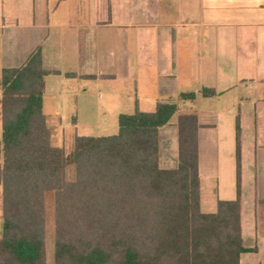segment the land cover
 Segmentation results:
<instances>
[{
  "label": "crops",
  "instance_id": "crops-1",
  "mask_svg": "<svg viewBox=\"0 0 264 264\" xmlns=\"http://www.w3.org/2000/svg\"><path fill=\"white\" fill-rule=\"evenodd\" d=\"M38 47L43 93L60 100V124L77 121L81 107L99 111L94 133L74 138L174 103L177 113L159 131V165L172 169L178 115L195 113L204 213L238 197V123L240 264H264V0H0V77ZM190 92L193 99L180 98ZM221 142L235 161V184L219 198Z\"/></svg>",
  "mask_w": 264,
  "mask_h": 264
},
{
  "label": "trees",
  "instance_id": "trees-1",
  "mask_svg": "<svg viewBox=\"0 0 264 264\" xmlns=\"http://www.w3.org/2000/svg\"><path fill=\"white\" fill-rule=\"evenodd\" d=\"M41 49L0 77V264H46L45 196L55 197L53 264H240V140L237 194L215 213L200 207L198 120L177 118V165H159V131L177 113L121 114L113 136H78L72 149L52 144L42 112ZM211 90L202 94L209 96ZM195 93H181L193 99ZM69 166L74 179L67 180Z\"/></svg>",
  "mask_w": 264,
  "mask_h": 264
},
{
  "label": "rangeland",
  "instance_id": "rangeland-1",
  "mask_svg": "<svg viewBox=\"0 0 264 264\" xmlns=\"http://www.w3.org/2000/svg\"><path fill=\"white\" fill-rule=\"evenodd\" d=\"M49 91V90H48ZM52 92H44L43 100H42V112L45 115L47 125H49L50 131H52V135L54 137L53 146L54 145H65V149L70 151L72 149L74 143V136L78 132L80 135L83 133H94L97 127V119L100 120L99 111L89 110L84 114V108L81 107L79 109L80 116L74 123L69 126H64L60 124V114H61V103L57 97L51 95ZM84 114V116H83ZM97 118V119H96ZM1 127L2 120L0 117V138H1ZM99 131V130H98ZM119 131V127L113 124H108L102 126V135L100 136H113L116 135ZM64 139V142H63ZM223 144V146H222ZM230 146V145H229ZM57 147V146H56ZM225 149V151L223 150ZM228 149L227 142H221V147L219 150V198L225 196V192L232 187H228L229 185L234 186L233 181V171H235V161L233 157L226 151ZM231 181L228 183L226 176H230ZM74 168L73 166H69L66 172L67 180L74 179ZM215 191H217L215 189ZM246 194H248V188H246ZM1 189H0V238L2 233V200H1ZM264 223V221L260 222ZM54 230H55V197L53 192H49L45 196V239H46V264H53V245H54ZM245 232V231H244ZM244 236H247L244 233Z\"/></svg>",
  "mask_w": 264,
  "mask_h": 264
}]
</instances>
